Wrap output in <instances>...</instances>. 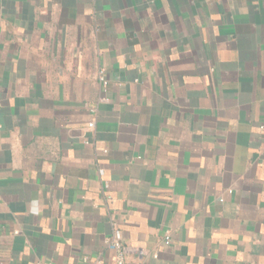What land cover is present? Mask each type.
<instances>
[{"label":"crops","instance_id":"crops-1","mask_svg":"<svg viewBox=\"0 0 264 264\" xmlns=\"http://www.w3.org/2000/svg\"><path fill=\"white\" fill-rule=\"evenodd\" d=\"M116 232L264 264V0H0V264H115Z\"/></svg>","mask_w":264,"mask_h":264},{"label":"built area","instance_id":"built-area-1","mask_svg":"<svg viewBox=\"0 0 264 264\" xmlns=\"http://www.w3.org/2000/svg\"><path fill=\"white\" fill-rule=\"evenodd\" d=\"M99 79L101 81V83L106 86L107 85V80L105 79L104 76V71L100 72L99 75ZM91 127H94V124L91 123L90 124ZM170 237H166V244L170 243ZM108 247L111 251L115 252V258H114V262L115 264H126L127 263V255L130 252H134V253H138L139 255H144V251L142 250H135V249H131L130 247H127L120 234H118V232H116L114 234V236L108 241ZM45 264H50V263H45ZM97 264H103L102 261H98Z\"/></svg>","mask_w":264,"mask_h":264}]
</instances>
